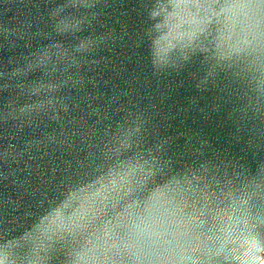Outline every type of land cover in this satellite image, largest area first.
<instances>
[{
    "label": "water",
    "instance_id": "obj_1",
    "mask_svg": "<svg viewBox=\"0 0 264 264\" xmlns=\"http://www.w3.org/2000/svg\"><path fill=\"white\" fill-rule=\"evenodd\" d=\"M264 0H0V264H260Z\"/></svg>",
    "mask_w": 264,
    "mask_h": 264
},
{
    "label": "built area",
    "instance_id": "obj_2",
    "mask_svg": "<svg viewBox=\"0 0 264 264\" xmlns=\"http://www.w3.org/2000/svg\"><path fill=\"white\" fill-rule=\"evenodd\" d=\"M260 264H264V259L261 261V263Z\"/></svg>",
    "mask_w": 264,
    "mask_h": 264
}]
</instances>
